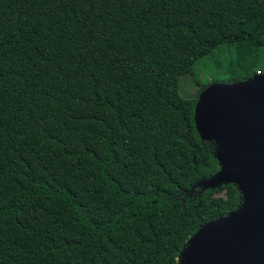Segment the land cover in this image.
<instances>
[{
  "label": "trees",
  "instance_id": "16d2710c",
  "mask_svg": "<svg viewBox=\"0 0 264 264\" xmlns=\"http://www.w3.org/2000/svg\"><path fill=\"white\" fill-rule=\"evenodd\" d=\"M225 52V85L264 74V0H0V264H177L236 210L224 84L177 93Z\"/></svg>",
  "mask_w": 264,
  "mask_h": 264
},
{
  "label": "water",
  "instance_id": "95a60500",
  "mask_svg": "<svg viewBox=\"0 0 264 264\" xmlns=\"http://www.w3.org/2000/svg\"><path fill=\"white\" fill-rule=\"evenodd\" d=\"M205 93L208 131L228 141L241 172L219 180L236 184L244 204L200 227L177 264H264V74Z\"/></svg>",
  "mask_w": 264,
  "mask_h": 264
},
{
  "label": "rangeland",
  "instance_id": "374dc122",
  "mask_svg": "<svg viewBox=\"0 0 264 264\" xmlns=\"http://www.w3.org/2000/svg\"><path fill=\"white\" fill-rule=\"evenodd\" d=\"M215 54L197 62L193 67L192 74L186 75L181 79L180 84L177 88V93L180 96L184 98H193L196 92L198 91L199 86L212 83L213 81H216L221 84H225L229 81V75L223 73L221 68H219L216 63L219 62L221 65L224 66V68H226V65H228L229 60L231 58L230 54L227 52L223 54L220 53V56H216ZM259 76H261V74H259ZM196 81L198 82V84H200L199 86L197 85ZM238 191L240 192L239 189ZM230 201L231 195L226 191L214 195L211 199V203L214 206H218L220 208H225ZM243 204L244 199L242 196L241 203L238 205L237 209L242 207Z\"/></svg>",
  "mask_w": 264,
  "mask_h": 264
}]
</instances>
